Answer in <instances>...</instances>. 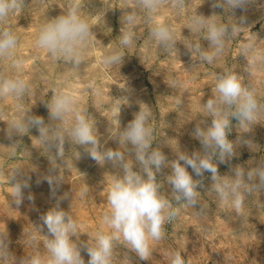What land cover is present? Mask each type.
<instances>
[{
    "label": "rangeland",
    "instance_id": "obj_1",
    "mask_svg": "<svg viewBox=\"0 0 264 264\" xmlns=\"http://www.w3.org/2000/svg\"><path fill=\"white\" fill-rule=\"evenodd\" d=\"M131 4L132 0H25V7L9 17L7 26L19 37L16 56L23 60V65L17 72L10 60L0 58V75L19 74L31 87L23 102L10 96L0 98V233H8L10 249L17 259L33 255L37 250L30 244V234L36 235L38 250L46 254L44 238L35 226L42 223L40 216L65 193L68 198L61 201L60 207L69 211L76 221L78 238L92 243L96 231H110L102 224V217L110 209L107 189L120 171L111 164H98L84 147L66 139L64 155L55 161L57 174L63 181L53 199L47 182L37 184V179L54 166L51 159L54 153L36 140L37 130L15 137L18 141L15 149L8 139L9 121L17 111V103L21 109L43 117L46 124L56 125L58 122L49 120L46 103L54 89L72 92L76 107L87 110L94 120L101 143L106 148H119L128 159H132L128 150L110 137L117 133L119 126H126L141 103L147 104L152 117L150 123L155 129L153 146L172 160L178 148L189 153L200 150L199 141L191 133L195 125L205 119L201 104L212 95L215 73L227 68L255 89L262 108L258 123L246 133L241 131L247 129L237 128L233 121L229 139L236 141L241 137L253 145L239 144L236 157L218 164L219 174L232 175L231 170L236 166L248 168L264 159V59L250 68L251 57L241 51L243 44L252 43L256 54L264 58V0H251L246 11L238 9L234 13L213 9L211 0H185L184 8L179 10L173 7L172 0H164L157 19L175 29L177 40L176 49L168 51L160 49L152 39L150 25L144 23L142 12L134 29L137 39L130 47L120 45L121 17ZM73 5L79 8L94 33L79 69L70 68L62 59H53L36 45L40 26ZM195 13L216 14L217 21L228 24L241 16L247 19L242 33L227 42L223 55L212 64L200 61L197 54L191 55V49H187L192 42L208 47L202 35L192 33L188 27L189 18ZM114 48L123 52V63L105 67L101 57ZM119 104L120 125L116 121ZM17 166L31 176V188L25 190V196L31 193L34 197V201L24 199L20 206H16L10 196L11 176ZM169 172L170 169L163 168L157 176L164 184L162 192L166 195H170V186L165 180ZM211 184L210 174L205 173L203 187L198 189L199 205L205 207L204 216L196 215L199 205L196 209L179 205L177 217L165 225L164 239L149 241L153 252L148 260H140L121 242L114 248L113 264H170L169 254L175 250L181 251L187 264H264V191L253 193L241 212L235 213L210 190ZM81 254L87 264L88 255Z\"/></svg>",
    "mask_w": 264,
    "mask_h": 264
},
{
    "label": "clouds",
    "instance_id": "obj_2",
    "mask_svg": "<svg viewBox=\"0 0 264 264\" xmlns=\"http://www.w3.org/2000/svg\"><path fill=\"white\" fill-rule=\"evenodd\" d=\"M250 2L211 0V7L234 13L238 9L246 11ZM163 4L164 0H132L131 7L125 8L121 17L120 45L130 47L137 39L134 29L142 12L144 23L150 25L149 34L159 48L164 51L176 49L175 29L157 19ZM172 5L178 10L183 9L185 0H172ZM24 7L25 0H0V58L10 60L17 72L23 65V60L16 56L19 37L7 25L9 17ZM215 17L216 14L205 16L195 13L188 21L190 31L202 35L208 47L192 42L187 49H191V55L197 54L200 61L208 64L223 55L227 42L236 39L247 25L244 16L233 19L231 24L217 21ZM93 35L92 26L80 15L79 8L73 5L62 15L47 19L40 26L36 45L45 49L53 59H62L70 68L79 69ZM241 51L251 57L250 68H254L259 59H264L256 54L252 43L243 44ZM124 57L120 49L114 48L104 53L101 60L105 67H110L121 65ZM214 79L211 97L201 104L205 119L198 122L191 133L199 141L200 150L189 153L178 148L172 160H168L159 147L153 146L155 129L150 123L152 117L147 104L141 103L144 106L140 104L139 111L134 113L126 126H119L117 133L110 137L128 150L132 157L128 159L119 148H106L101 143L94 120L87 110L76 107L72 92L54 89L51 99L46 103L49 120L58 122L56 125L46 124L43 117L32 114L28 109H21L17 103V111L9 121L8 139L15 149L18 143L15 137L23 136L32 129L37 130L36 140L50 153H54L51 157L54 166L37 179V184L47 182L53 199H56L54 194L63 181V177L57 174L55 161L63 157L66 139L84 147L90 158L98 164H111L120 171L113 176L107 189L110 209L102 217V224L110 231H96L92 243L88 239L78 238L76 221L69 211L60 207L61 201L68 198L65 193L40 216L42 223L35 226L37 233L44 238L46 254L40 253L36 235L30 234V244L37 250L33 255L17 259L10 249L8 233H0V264H85L82 252H86L89 257L87 264H113L114 248L121 242L140 260H148L153 252L149 241L164 239L165 225L177 217L180 210L178 206L196 209L199 205L198 189L203 187L205 173L211 177L210 190L221 202L229 204L235 213H240L253 193L264 191V159L248 168L236 166L231 170L232 175L228 176L219 174L218 164L228 163L236 157L239 144L248 147L253 145L250 140L238 137L233 141L229 136L234 127L233 121H236L237 128L247 129L241 133L250 131L258 123L262 105L255 89L245 84L239 74L225 68L216 72ZM30 91L29 82L21 75H0V98L10 96L15 101L23 102ZM117 111L116 121L120 125L118 117L121 104L117 105ZM9 155H14V152ZM163 168L170 169L165 177L170 186V195L162 192L164 184L157 179ZM30 181L31 176L27 171L19 166L13 169L10 196L16 206H20L24 199L34 201L31 193L25 196V190L31 188ZM199 208L196 215L202 217L205 207L199 205ZM169 260L170 264H187L179 250L172 251Z\"/></svg>",
    "mask_w": 264,
    "mask_h": 264
},
{
    "label": "bare ground",
    "instance_id": "obj_3",
    "mask_svg": "<svg viewBox=\"0 0 264 264\" xmlns=\"http://www.w3.org/2000/svg\"><path fill=\"white\" fill-rule=\"evenodd\" d=\"M80 91V90H79Z\"/></svg>",
    "mask_w": 264,
    "mask_h": 264
}]
</instances>
